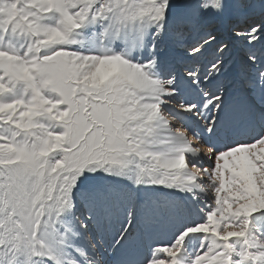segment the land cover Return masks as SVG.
I'll return each instance as SVG.
<instances>
[{
    "label": "snow or ice",
    "instance_id": "1",
    "mask_svg": "<svg viewBox=\"0 0 264 264\" xmlns=\"http://www.w3.org/2000/svg\"><path fill=\"white\" fill-rule=\"evenodd\" d=\"M0 264H264V0H0Z\"/></svg>",
    "mask_w": 264,
    "mask_h": 264
},
{
    "label": "bare ground",
    "instance_id": "2",
    "mask_svg": "<svg viewBox=\"0 0 264 264\" xmlns=\"http://www.w3.org/2000/svg\"><path fill=\"white\" fill-rule=\"evenodd\" d=\"M238 54V53H237ZM241 54L239 53V55H238V57L240 56ZM193 143H196V141L195 140H193Z\"/></svg>",
    "mask_w": 264,
    "mask_h": 264
},
{
    "label": "rangeland",
    "instance_id": "3",
    "mask_svg": "<svg viewBox=\"0 0 264 264\" xmlns=\"http://www.w3.org/2000/svg\"><path fill=\"white\" fill-rule=\"evenodd\" d=\"M241 54V53H240ZM238 55H239V52H238V54H237V57H238Z\"/></svg>",
    "mask_w": 264,
    "mask_h": 264
}]
</instances>
